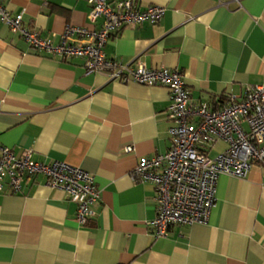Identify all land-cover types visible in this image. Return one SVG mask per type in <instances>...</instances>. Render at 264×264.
Listing matches in <instances>:
<instances>
[{"label":"crops","instance_id":"1","mask_svg":"<svg viewBox=\"0 0 264 264\" xmlns=\"http://www.w3.org/2000/svg\"><path fill=\"white\" fill-rule=\"evenodd\" d=\"M26 29L57 45L65 28L92 29L86 0H0ZM127 0H107L109 3ZM164 15L121 30L105 57L178 70L191 104L220 108L264 85V0H140ZM101 21L97 22V25ZM168 89L86 74L80 59L29 48L0 24V144L93 176L100 199L86 225L62 191L38 180L0 191V264H264V166L221 176L207 223L154 238L156 190L131 179L140 158L169 149ZM125 146L134 152L122 154ZM217 142L210 156L223 151Z\"/></svg>","mask_w":264,"mask_h":264},{"label":"built area","instance_id":"2","mask_svg":"<svg viewBox=\"0 0 264 264\" xmlns=\"http://www.w3.org/2000/svg\"><path fill=\"white\" fill-rule=\"evenodd\" d=\"M92 29L66 27L54 45L26 29L23 14H11L0 1V24L6 25L36 52L62 60L80 59L86 74H105L109 81L167 88L170 146L166 154L139 159L131 172L136 183L150 182L156 190V217L149 223L154 238L166 237L172 226L205 224L216 205L221 176L244 179L252 165L264 166V85L250 86L240 97L230 96L220 108L191 104L184 78L178 70L124 65L105 57L108 40L121 30L144 23L155 24L164 15L157 6L140 7V0L109 3L86 0ZM101 21L99 25L97 22ZM217 142L223 151L210 156ZM134 152L125 146L122 154ZM30 150L16 154L0 144V191L14 195L41 178L44 186L62 191L77 203L76 220L86 225L95 216L100 199L94 178L64 162L44 164Z\"/></svg>","mask_w":264,"mask_h":264}]
</instances>
